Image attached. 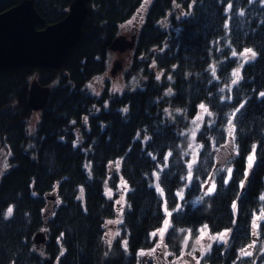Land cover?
<instances>
[{
    "label": "trees",
    "instance_id": "1",
    "mask_svg": "<svg viewBox=\"0 0 264 264\" xmlns=\"http://www.w3.org/2000/svg\"><path fill=\"white\" fill-rule=\"evenodd\" d=\"M21 1L0 0V12ZM71 2L34 0L43 19L37 29L64 18ZM87 5L79 40L60 69L0 70V147L7 152L0 175V264H155L146 258L153 250L165 264H181L185 243L205 225L209 234L229 235L211 244L202 264H264V0ZM138 12L140 23L129 35H136L135 45L122 66L127 85L136 86L119 94L104 78L109 47ZM245 49L255 56L246 59ZM237 68L241 78L233 84ZM156 71H163L161 79ZM99 77L96 95L88 84ZM33 79L50 93L29 130ZM201 104L211 115L191 139L187 127ZM168 107L182 113L168 117ZM192 140L199 150L189 181ZM115 171L128 185L126 208L107 242L106 224L119 209ZM167 219L162 239L154 238ZM39 231L46 240L35 244Z\"/></svg>",
    "mask_w": 264,
    "mask_h": 264
},
{
    "label": "water",
    "instance_id": "2",
    "mask_svg": "<svg viewBox=\"0 0 264 264\" xmlns=\"http://www.w3.org/2000/svg\"><path fill=\"white\" fill-rule=\"evenodd\" d=\"M88 0H72L67 14L56 23L37 29L43 19L34 7V0H22L0 12V70L8 67L31 65L60 69L69 50L81 35L88 13ZM136 35L129 38L118 35L109 50L118 56L125 55L135 45ZM122 70L120 59L112 63L110 75ZM50 88L41 86L36 79L30 82L27 103L33 112L46 105ZM46 240L42 231L34 235L35 244Z\"/></svg>",
    "mask_w": 264,
    "mask_h": 264
},
{
    "label": "rangeland",
    "instance_id": "3",
    "mask_svg": "<svg viewBox=\"0 0 264 264\" xmlns=\"http://www.w3.org/2000/svg\"><path fill=\"white\" fill-rule=\"evenodd\" d=\"M141 17H142L141 12H138L129 21L123 23L120 27L121 34H126L128 37H130L129 35L132 34L134 29H136L138 27L140 20H141L140 19ZM109 55H110L109 56L110 57V66L112 65L113 61L116 59H120V62L123 65V67L127 65V60H128L127 55L118 56L114 52H110ZM125 70H126V68H123L121 71L117 72L116 75H114V76H111L108 72L106 74V76L104 77V78L110 79V81L112 82V85H113L114 92H117L119 94L124 92L127 89H130V88H133L134 86H136L134 82H132V84H130V86L127 85V82L122 77V74H124ZM156 75L160 77L159 79H161L163 77V71H156ZM102 79H103V77L95 78V80L93 82H90L88 84V86H90V90L92 93H94L96 95L99 93ZM165 111H166V115L168 117H172L176 114L182 113L180 110H178L176 108H172V107L166 108ZM201 114L203 115V118L198 120L197 117L201 116ZM206 114L207 113H203V110L200 109L199 113L189 121V124L187 127V132L190 134L191 139H193V136H192L193 131L196 132L197 129L201 126ZM38 115H39L38 111L33 112V115L29 120V128H28L29 130H32L33 126L38 121ZM193 121H195V123H193ZM187 150L189 152L190 158L186 162V164H188L193 159L194 156L195 157L197 156L199 146L195 143V141L192 140V142L190 143ZM223 150H221V152H219V153H221L219 155V159L222 156ZM6 156H7L6 150H4L3 148L0 147V175L2 174L3 170H5L7 168L6 158H5ZM253 161H254V159L251 162L252 164H253ZM115 174H117V176L119 178V185H118V190H117L118 198L116 199V203H118L119 209L117 211L116 217L113 220H110V221H113V223L107 222V224H106L107 242L111 241L115 237V235L118 233V228L121 225L122 213H123L124 209L126 208L125 207L126 206L125 194H126V191L128 190V185L125 184L123 181H121L122 179L118 175V171H115ZM211 185L212 184H209L206 187V189H205L206 192H208V188L211 187ZM180 194L181 193H178L179 196H180ZM111 195H113L112 192H111ZM167 221H168V219H167ZM164 228H165V224H163L161 229H159L158 231L153 233V237L161 240L163 237V236L161 237V230H164ZM204 230L206 231V229H204ZM164 233H165V230L163 231V235H164ZM206 233H207L206 235H202V231H201L200 234L198 235V237L196 239H194L192 242L187 240V243H185V245L182 249L181 261H180L181 264H202L201 263L202 257L209 250L208 245H211L212 243L217 242V241L226 242L228 239V235H229V232H227L226 240H219V239L211 240V239H209V236H217L218 237L221 233L213 234V235L209 234L208 231H206ZM222 233H225V232H222ZM198 240H199V243L197 242ZM190 243H192V244L190 247H188V245ZM146 258L150 259V260L154 259L155 264H165L164 256L160 255L157 250L148 252L146 254Z\"/></svg>",
    "mask_w": 264,
    "mask_h": 264
},
{
    "label": "snow or ice",
    "instance_id": "4",
    "mask_svg": "<svg viewBox=\"0 0 264 264\" xmlns=\"http://www.w3.org/2000/svg\"><path fill=\"white\" fill-rule=\"evenodd\" d=\"M248 53H251V55H252L253 57L255 56V52H252L251 49H245L244 52H243V55H245V58H246V59H247V54H248ZM232 55L235 56V55H236V52L233 51ZM213 75H215V71H213ZM232 75L235 77V79L232 81V83H233V84H236V83L239 81V79L241 78V77H240V69L237 68L235 71H233ZM159 78H160V77L157 76V79H159ZM170 92H171V89H169V93H170ZM261 95L264 96V93H261ZM241 107H242V106H241ZM200 108L203 110V113H207L208 115H211V113L208 111V109H207V107H205V105L201 104V105H200ZM124 111H127V109H124ZM237 111H239V109H237ZM202 118H203V115H202V114H201V116H198V117H197L198 120H200V119H202ZM193 123H195V121H193ZM229 124L231 125V121H229ZM198 127H199V126H198ZM192 136H193V139H195V136H196V132H195V131H193ZM171 155H172L171 153H168V155L164 157L165 161H167V160H168V157L171 156ZM253 159H254V152H253V155H250V156L248 157V160H249L248 167H249V168L252 167V163H251V162H252ZM196 162H197V161H196V157L194 156L193 159L187 164V168H188V176H187V179H188L189 181L192 180V176H193L192 169H193V165H194ZM231 172H232V170H231V169H228L229 179L231 178ZM227 182H228V181L226 180L225 183H227ZM241 187H243V182H241ZM215 188H216V184H215V182H213L212 185H211V187L208 188V193H211ZM108 195L111 196V192H109ZM261 199L264 200V196H262ZM232 207H233V209L235 210L237 206H236L235 203H233ZM7 214H8L9 216L12 214V208H9V209H8ZM169 215H170V213H169ZM259 218H260V217H257V219H259ZM109 223H113V221H109ZM164 224H165V228H164V230H166L167 227H168V221L166 220V221L164 222ZM253 227H254V228H257V227H259V225H257L256 222L253 221ZM204 229H207V225L204 226ZM204 229L201 230V231H202V235H206V234H207L206 231H205ZM164 230H161V237L163 236V231H164ZM154 235H155V234H154ZM226 238H227V232H225V233H221L218 237H217V236H209V239H211V240H217V239H219V240H226ZM197 242L199 243V240H198ZM251 246H252V245H250V247H251ZM210 248H211V245H208V249H210ZM153 251H155V250H153ZM141 254L143 255L144 253H141ZM243 255H248V256H250V255H251V252L243 251Z\"/></svg>",
    "mask_w": 264,
    "mask_h": 264
},
{
    "label": "bare ground",
    "instance_id": "5",
    "mask_svg": "<svg viewBox=\"0 0 264 264\" xmlns=\"http://www.w3.org/2000/svg\"><path fill=\"white\" fill-rule=\"evenodd\" d=\"M36 112V111H35ZM39 112V111H38Z\"/></svg>",
    "mask_w": 264,
    "mask_h": 264
}]
</instances>
